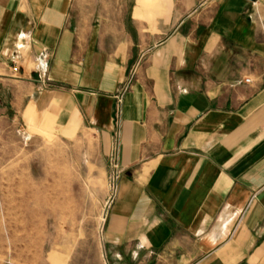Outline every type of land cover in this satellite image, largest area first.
Returning <instances> with one entry per match:
<instances>
[{
  "label": "crops",
  "instance_id": "0c3cea01",
  "mask_svg": "<svg viewBox=\"0 0 264 264\" xmlns=\"http://www.w3.org/2000/svg\"><path fill=\"white\" fill-rule=\"evenodd\" d=\"M26 113L97 201L117 176L100 264H264V0H0V124Z\"/></svg>",
  "mask_w": 264,
  "mask_h": 264
},
{
  "label": "rangeland",
  "instance_id": "374dc122",
  "mask_svg": "<svg viewBox=\"0 0 264 264\" xmlns=\"http://www.w3.org/2000/svg\"><path fill=\"white\" fill-rule=\"evenodd\" d=\"M56 130L32 113L0 124V264H49L55 246H78L74 264H100L88 251L99 245L117 176L97 201L101 182L84 174L83 144Z\"/></svg>",
  "mask_w": 264,
  "mask_h": 264
},
{
  "label": "built area",
  "instance_id": "2783aa9c",
  "mask_svg": "<svg viewBox=\"0 0 264 264\" xmlns=\"http://www.w3.org/2000/svg\"><path fill=\"white\" fill-rule=\"evenodd\" d=\"M249 81V79H246V82H248Z\"/></svg>",
  "mask_w": 264,
  "mask_h": 264
}]
</instances>
